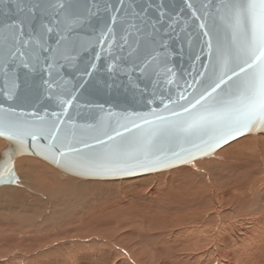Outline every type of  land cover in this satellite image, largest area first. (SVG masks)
<instances>
[{"label":"snow or ice","instance_id":"6c2138e0","mask_svg":"<svg viewBox=\"0 0 264 264\" xmlns=\"http://www.w3.org/2000/svg\"><path fill=\"white\" fill-rule=\"evenodd\" d=\"M12 3L21 18L0 28V73L4 78L0 94L8 99L16 96L19 84L13 66L29 70H37L38 67L41 73L46 74L42 76L44 92L49 98L59 99L63 89L58 78L59 68L63 67L60 61L71 63L78 57V50L85 47L83 42L72 41L68 36L74 30L73 25L79 22L72 18L66 7L72 0H12ZM77 3L88 16L99 13L105 16L103 27L92 42V47L99 50L82 70V75L91 77L97 70L96 61L105 59L107 72L121 70L119 65L124 60L121 53L127 52L131 56L139 47V38L149 35L154 38L156 46L146 51L144 56L137 57L131 68L121 71L126 75L135 72L144 74L154 65L157 84L173 83L175 74L160 50L167 49L164 37L171 38L170 34L175 32L179 20L167 10L163 0H77ZM185 3L201 21L199 28L205 29L203 35L210 36L212 30H219L222 26L225 39L216 47L221 68L204 86L198 98L189 99L185 95L187 89L181 91L176 100L168 97L174 107L165 104L164 111L170 115L153 111L149 115L154 120L140 117L145 125L151 126V130L129 141L128 147L134 149L133 158L142 157L149 163L161 160L163 149L160 142L165 138L169 141L183 139L198 149L200 145L194 142V138L207 145L209 140H205L204 136L209 134L210 140L223 139L226 142L229 136L264 131V0H201L198 9L190 0H185ZM180 11L182 13L183 8ZM38 15L41 17L38 30L33 31L29 27L26 31V23L30 25ZM45 17L48 20L46 23ZM53 33L58 37L55 48L48 44ZM132 36L137 37V47L130 43ZM157 36L160 37L158 41L155 40ZM207 46L211 53V39L207 41ZM71 103L70 99H61V112H52L51 118L48 114L41 116L33 113L31 120L18 116L11 107L0 106V136L6 137L12 145L0 153L3 169L0 178L6 176L11 179L14 176L12 157L24 151L29 140L30 147H35L40 139L47 140V150L61 157L80 151L65 142L66 136L62 131L65 121L61 119V113H66L64 105ZM176 106L182 110L176 111ZM132 124L137 130L141 128L135 121ZM124 127L126 132L130 131L127 126ZM121 136L119 131L115 133V137ZM115 137L109 135L108 140L114 141ZM97 143L104 144V141L97 138ZM84 147L90 145L85 144ZM124 151V145H115L114 155L119 156ZM181 151L187 150L182 148ZM173 155L179 156L180 153L173 152Z\"/></svg>","mask_w":264,"mask_h":264},{"label":"rangeland","instance_id":"374dc122","mask_svg":"<svg viewBox=\"0 0 264 264\" xmlns=\"http://www.w3.org/2000/svg\"><path fill=\"white\" fill-rule=\"evenodd\" d=\"M255 136L264 133L243 136L192 162L198 165L204 158H215L224 149ZM8 144L0 137V153ZM26 155L49 166L61 180L81 182L54 187L39 164L29 177L23 161L26 157L15 159L17 184L0 186V264H264V215L250 211L261 201L245 192L248 185L245 194H240L244 182L257 175L260 162L241 158L215 170L218 187L230 203L223 202L214 210L208 204L210 212L205 217L210 223L193 224L196 231L190 233L183 231L185 226L175 225L185 223H177L180 219L200 216L201 210L183 208L176 214L166 209L161 217L151 213L157 209L150 201L140 202L144 186L134 184L148 182L147 189L155 190L164 185L170 172L191 164L125 179L84 180L38 156ZM167 187L157 193L167 205H175L186 195L183 188Z\"/></svg>","mask_w":264,"mask_h":264},{"label":"water","instance_id":"95a60500","mask_svg":"<svg viewBox=\"0 0 264 264\" xmlns=\"http://www.w3.org/2000/svg\"><path fill=\"white\" fill-rule=\"evenodd\" d=\"M190 2L195 9L201 6V0H190ZM163 3L168 6L167 10L179 20L175 32L170 34L171 38L164 37V42L168 45L167 49L160 50L167 58L168 67L175 74L172 77V84L156 83L154 65L144 74L135 72L126 75L124 71H121L131 68L137 62V57L144 56L146 51L156 46L153 43L154 38L149 35L139 38V47L131 56L127 55V52L121 53L124 56V60L119 65L121 70L107 72L105 70L107 60L105 59L96 61L97 70L91 77L82 75V70L93 60L95 52L99 50L92 47V42L99 29L103 27L105 16L103 13L88 16L77 0H72L70 5H66L72 18L79 21L73 25L74 30L68 34L69 39L83 42L85 47L78 50V57L71 63L60 61L63 67L59 68L58 78L61 79L63 89L59 99L49 98L44 92L42 76L46 74L41 73L38 67L37 70H29L22 66H13L19 88L13 99L0 94V106L11 107L18 116L31 120L33 113H39L41 116L48 114V118H51L52 112H61L60 100L70 99L71 105H64L67 112L61 113V119L65 121L62 131L66 136L65 142L80 151L61 157L58 153L53 155L47 150V140H38L35 147L29 146L31 144L29 140L24 151L12 157L14 176L11 179L6 176L0 178V186L17 184L19 177L14 162L18 156L23 154L38 156L63 173L79 178L118 180L182 166L198 158L211 156L220 148L243 136L264 133L262 130H254L245 132L243 135L236 134L234 137H226V142L223 139L210 140L211 134H209L204 136L205 140H209L207 145L194 138V142L200 145L198 149L183 139L169 141L165 138L160 142L163 152L159 162L149 163L143 161L142 157L133 158L135 152L132 147H128V142L140 138L151 130V126L145 125L140 117L154 120V117L149 115L153 111L165 116L170 115L169 112L164 111L165 104L170 108L174 107L168 97L176 100L179 93L187 89L185 95L189 99L198 98L204 86L219 73L221 68L216 47L225 39L222 26L219 30H212L210 36H205L203 35L205 29L199 28L201 21L193 15V9L186 6L185 0H163ZM20 18L21 14L17 13L12 0H0V28ZM44 22H48L47 17L44 18ZM40 24L41 17L38 15L30 25L26 23L25 30L27 31L30 27L36 31ZM57 38L55 33L51 34L48 44L52 48L56 47ZM159 39V36L155 37V40ZM209 39L213 44L211 53L207 46ZM136 40V36L130 38L133 47H137ZM3 83L4 78L0 73V87H3ZM179 103L183 104L184 101H179ZM175 110L181 111L182 109L176 106ZM132 121L140 124L141 128L135 129ZM124 126H127L130 131L126 132ZM117 131L122 133L121 137H115ZM109 135L115 137V140L109 141ZM0 137L7 140L4 136ZM97 138L103 140L104 144L97 143ZM85 144L90 147L85 148ZM116 144L125 146V151L119 156L114 155ZM11 146L9 142L6 147ZM182 148L187 151H181ZM173 152H179L180 155L175 156ZM69 161L74 163H69ZM2 170V162H0V171Z\"/></svg>","mask_w":264,"mask_h":264},{"label":"bare ground","instance_id":"6f19581e","mask_svg":"<svg viewBox=\"0 0 264 264\" xmlns=\"http://www.w3.org/2000/svg\"><path fill=\"white\" fill-rule=\"evenodd\" d=\"M263 145H264V136H255L253 138H249V140H247L245 143L241 142L238 145H234L230 148L224 149L222 152H220V154H217V156L215 158H212V159L204 158V160L198 162V165L194 164L193 162L188 163V164H191V166L185 165V167L183 166L182 168H179L177 170L170 172L168 178H166L164 181V185L161 187L158 186L155 190H151V189L148 190L147 189L148 182L136 183L134 185L140 184L139 185L140 188H141V185L144 186L143 193L141 195L142 200H140V202L146 203V202L150 201V205L151 206L154 205L157 209L155 211L153 210L151 213H158L161 217L164 215L163 213H164V211H166V209H168V210L171 209L176 214L178 212V209L182 210L183 208L184 209L201 210V212L203 214H201L200 216H197L196 218H190L188 220L187 219H184V220L180 219L177 223H181V222H185V223L175 225V228L185 226L183 231H189L190 233L195 232L196 230H192L193 224H200L202 222H207V221H208L207 224L210 223V219L205 217V214L207 212H210V210H208V208H210L211 210H214L218 206L224 204L223 202H229V200L224 198V192L222 191L223 189L221 190V188L218 187V184L216 182L217 180L215 179L216 177L214 175L215 170L220 169V167L225 168V166L227 167V166L233 164V162L236 161L237 159L239 160V159L243 158V160L245 159L247 161L260 162L261 166L259 165L260 169L258 171H255V173H254V174H256V172H257V175L255 177H253L250 180V182H248V181L244 182L243 181L245 184L243 183L244 186L241 188L240 194H245V192H247L254 199L258 196V198H256V199H258V201H261V202L260 203L256 202V204H254L255 208L250 209V211H251V213H254L257 211L259 214L264 215V204H263V202H264V147H263ZM238 151L239 152L241 151L242 154L240 153L241 155H238L237 154ZM24 157H26L23 161H25V164H26L25 168L28 169L27 173H28L29 177H33V167L35 165L39 164L40 170L42 172H45L48 175L47 177H49L52 180V182L54 181V183H53L54 187L57 186V183H59V185L66 186V184H69L71 182H73V183H76V182L80 183L81 182V181H78V180H75L72 178H70L69 180H61L58 178L57 172L52 170L49 166L47 167L44 164H40L41 162L37 158L32 157V156H27L26 154L22 155L21 158H24ZM21 158H19V159H21ZM18 161H21V160H18ZM234 163H236V162H234ZM18 164H21V162L20 163L17 162V165ZM169 169H171V168H169ZM229 169H231V168H229ZM25 174H26V172H25ZM43 175H45V174H43ZM82 179L85 180V178H82ZM168 185H170L172 187V189L181 191L183 188L186 191L185 192L186 195L185 194H184V196L180 195L181 196L180 200H182L181 202H183L182 205L179 204L180 200L177 201V203L174 201L175 205H169L171 202L167 205V203H164V201H162V200H164V197L157 196V193H159L160 190L166 188ZM219 185H220V183H219ZM247 185H248V191L244 192ZM203 189H205L206 191L205 190L203 191ZM184 190H183V192H184ZM173 193H171V194H173ZM235 194H236V192H235ZM177 199H178V197H177ZM236 199L238 200V198H236ZM237 200H236V202H237ZM254 203H255V201H254ZM208 204L211 206L207 208ZM140 216H144V215L140 214ZM193 216H195V215H193ZM187 218H189V217H187ZM204 225H205V223H204ZM200 227H202V226H200ZM201 230H203V229H201ZM191 236H193V235L189 234V240L190 241H192ZM194 241H196V239H194ZM197 241H200V240H197Z\"/></svg>","mask_w":264,"mask_h":264}]
</instances>
